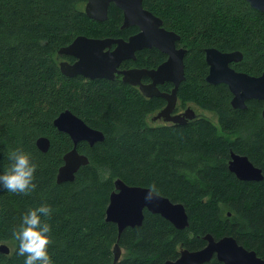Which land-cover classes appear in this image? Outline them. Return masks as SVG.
Listing matches in <instances>:
<instances>
[{"label": "trees", "instance_id": "trees-1", "mask_svg": "<svg viewBox=\"0 0 264 264\" xmlns=\"http://www.w3.org/2000/svg\"><path fill=\"white\" fill-rule=\"evenodd\" d=\"M87 0H0V172L11 164L10 154L22 150L38 164L37 187L29 194L0 189V264H24L19 227L30 208L47 204L55 264H166L181 248L201 249L208 233L232 235L264 258V177L240 180L230 169L231 152L247 155L264 175V102L247 101L235 108L225 83L206 80L205 49L239 50L237 70L264 73V12L246 0H144L164 25L180 35L188 48L185 79L179 93L217 116L216 123L199 115L181 125L151 127L147 116L163 104L147 99L119 79H84L64 75L58 50L79 35H121L122 14L111 5L100 22L84 11ZM152 52V53H151ZM151 54V55H150ZM137 61L153 64L160 53L147 50ZM71 109L105 134L90 145L79 142L88 155L72 181L57 182L64 154L73 147L70 136L54 119ZM47 136L41 151L36 140ZM151 188L180 202L189 226L176 228L158 213L145 210L142 225L127 227L119 238L123 250L114 263L118 227L106 220L114 181ZM202 264H223L215 256Z\"/></svg>", "mask_w": 264, "mask_h": 264}, {"label": "water", "instance_id": "water-1", "mask_svg": "<svg viewBox=\"0 0 264 264\" xmlns=\"http://www.w3.org/2000/svg\"><path fill=\"white\" fill-rule=\"evenodd\" d=\"M246 1L251 7L264 12V0ZM111 3H115L123 10L122 28L138 25L141 31L130 36L129 40L79 35L72 43L58 50L60 55L76 58L72 64L62 60L60 70L69 77L83 75L89 78L109 79H113L116 71H120L125 82L140 84L145 94H157L168 100L167 106L153 117L165 115L168 118L167 115L171 113L176 102L178 86L185 79V61H183L185 50L179 51L175 48L179 35L165 29L162 26L163 20L146 9L143 0H87L84 11L88 17L102 22L109 16ZM114 42L117 43L116 47L105 51L106 48H111ZM146 46H156L169 53L168 61H164L154 69H118L123 60L135 56L137 49ZM206 53L209 65L206 80L213 84H227L232 93L230 102L233 107L244 109L247 107V101L251 99L264 102V73L251 75L231 66L232 62L242 59L241 51L221 52L214 47H208ZM144 74L149 75L154 82L149 85L141 84L140 78ZM163 80L175 82L176 87L172 93L160 92L157 89L156 83ZM188 116L189 118L195 116L193 109L189 111ZM172 119L184 123L179 116H173ZM54 125L60 131L67 133L73 141V147L63 156V164L57 173V182L72 181L79 168L89 163L88 157L78 150L79 142L87 141L93 145L95 142L103 141L105 134L102 130L87 124L69 108L59 113L54 119ZM50 144V139L45 135L36 140V145L41 151H47ZM229 169L240 180L256 181L264 177L262 169L256 166L247 155L234 151L231 152ZM114 184L115 188L110 193L106 208V220L114 222L118 227V241L114 246V263L118 262L122 255L119 244L121 233L127 227L142 225L145 210L162 215L176 228L189 226V214L183 203L173 202L157 192L148 198L149 187L130 185L120 178H117ZM204 239L207 243L203 248L196 250L182 248L180 255L175 260H167L166 264H202L210 261L214 256L223 264H264V258L259 256L256 250L248 249L232 235L216 238L208 233ZM0 251L9 254V245L0 244Z\"/></svg>", "mask_w": 264, "mask_h": 264}, {"label": "clouds", "instance_id": "clouds-1", "mask_svg": "<svg viewBox=\"0 0 264 264\" xmlns=\"http://www.w3.org/2000/svg\"><path fill=\"white\" fill-rule=\"evenodd\" d=\"M11 164L0 172V189L10 193L29 194L37 187L35 182L38 164L31 155L22 150L10 154ZM156 191L153 185L148 198ZM53 209L47 204L30 208L22 216L19 227L12 229L13 236L19 241L18 254L24 256V264H55L49 252L52 241V225L49 218Z\"/></svg>", "mask_w": 264, "mask_h": 264}, {"label": "flooded vegetation", "instance_id": "flooded-vegetation-1", "mask_svg": "<svg viewBox=\"0 0 264 264\" xmlns=\"http://www.w3.org/2000/svg\"><path fill=\"white\" fill-rule=\"evenodd\" d=\"M143 3H144V0H143ZM111 5H114L116 6L118 9H120L121 11V14H122V22H121V28H122V24H123V21H124V13H123V10L121 8H119L115 3H111ZM110 5V7H111ZM109 7V8H110ZM144 7L148 10H150L148 7H146L144 5ZM155 16H158L160 17L159 15H157L156 13H154L152 10H150ZM161 18V17H160ZM162 19V18H161ZM163 20V19H162ZM162 26L169 30V31H173L175 32L176 34H178L175 30L167 27L164 25V21H163V24ZM124 29V32L123 34L121 35H116L114 37H99V38H114V39H124V40H129L130 36L134 35V34H137L138 32L141 31V28L138 26V25H131V26H128V27H125V28H122ZM179 35V34H178ZM168 37H172V35H168ZM180 35H179V38L176 39V42H175V48L179 51L181 50H185V56H184V60L185 61V57H186V54H187V51H188V48L185 46L184 43L180 42ZM117 43H113L112 44V47L111 48H106L105 51H107L108 49H114L116 47ZM215 48V47H214ZM217 49V48H216ZM147 50H154L156 53L159 52L160 53V57L153 63V64H150V65H145L144 63H141L140 61H137L138 58L142 59L144 58L145 60H147V57L146 55H144L146 53ZM219 51L221 52H226V51H223V50H220L218 49ZM235 51H238V50H235ZM232 52V51H231ZM152 53V52H151ZM151 55V54H150ZM169 56L170 54L165 52L164 50H162L161 48L159 47H156V46H146V47H142V48H139L135 51V56L133 57H128L126 58L125 60H123L121 62V64L119 65L118 69L119 70H127V69H154V68H157L161 63H163L164 61H168L169 59ZM243 59V57H242ZM241 59V60H242ZM62 60H67L68 63L72 64L75 62L76 58H74L73 56H68V55H65V56H62V59L60 61H57L58 65H59V68H60V63L62 62ZM241 60H238L241 61ZM205 61L207 62L208 59H207V53H206V49H205ZM236 63L237 62H232L231 63V66L233 68H236ZM208 64V63H207ZM186 66V65H185ZM208 72H209V65H208ZM208 74V73H207ZM77 76H81L82 78L84 79H91V80H97V79H105V80H114V79H119L120 81H123L124 83L130 85L131 87L135 88L138 92H140V94H142L144 97H146L147 99H150L152 97H157V98H161V100L163 101V104L160 105L159 107H157L156 110L152 111L151 113H149V115L147 116V123L151 126V127H163V126H173V125H181V124H186L188 122H191L193 121L196 117H198L199 115H202L200 114L197 109H201V107H199V105L195 102H184L180 96V93H179V86H178V89H177V97H176V102H175V105L171 111V113H169L167 115L168 118H166L165 115L161 116V117H157V118H153L155 117L159 111H161L165 106H167L168 104V100L164 99L163 97H160V95H157V94H154V95H147L145 94L142 89H141V85L140 84H132V83H129V82H125L123 80V74L120 72V71H116L115 73V77L113 79H109V78H103V77H98V78H89V77H86V76H83V75H77ZM207 76V75H206ZM140 82L141 84L143 85H149V84H152L154 82V80L147 74H144L141 76L140 78ZM181 84V83H180ZM156 87L157 89L160 91V92H165V93H172L174 88L176 87V84L174 81H169V80H163V81H160V82H157L156 83ZM232 98V97H231ZM194 110V114L195 116L193 118H189L188 116V113L190 110ZM203 110V109H201ZM77 114V113H76ZM78 115V114H77ZM215 115V114H214ZM79 116V115H78ZM173 116H179L180 118H182L184 120V123L182 122H177L175 120L172 119ZM81 117V116H79ZM82 118V117H81ZM83 119V118H82ZM149 120H152V122H150ZM83 142H87V141H83ZM79 146V144H78ZM71 150V149H69ZM68 150V151H69ZM79 150V149H78ZM67 151V152H68ZM80 152V151H79ZM81 153V152H80ZM85 154V153H83ZM87 157L88 155L85 154ZM207 243V242H206ZM196 250V249H195Z\"/></svg>", "mask_w": 264, "mask_h": 264}, {"label": "rangeland", "instance_id": "rangeland-1", "mask_svg": "<svg viewBox=\"0 0 264 264\" xmlns=\"http://www.w3.org/2000/svg\"><path fill=\"white\" fill-rule=\"evenodd\" d=\"M62 59V58H61ZM60 59V60H61ZM197 111L202 114L203 116H207L208 118H210L212 121H214L216 123L217 121V116L214 115L212 112H209L207 110H201V109H197ZM150 122H152V120H149Z\"/></svg>", "mask_w": 264, "mask_h": 264}]
</instances>
